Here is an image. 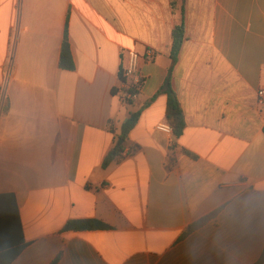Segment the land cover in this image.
Masks as SVG:
<instances>
[{"label":"crops","instance_id":"obj_1","mask_svg":"<svg viewBox=\"0 0 264 264\" xmlns=\"http://www.w3.org/2000/svg\"><path fill=\"white\" fill-rule=\"evenodd\" d=\"M67 23L74 70L59 65ZM183 23L173 87L186 128L169 137L157 93ZM129 51L138 73L124 83ZM0 86V194L15 195L26 245L11 264L258 262L264 0H0ZM89 219L110 228L64 229Z\"/></svg>","mask_w":264,"mask_h":264},{"label":"trees","instance_id":"obj_2","mask_svg":"<svg viewBox=\"0 0 264 264\" xmlns=\"http://www.w3.org/2000/svg\"><path fill=\"white\" fill-rule=\"evenodd\" d=\"M172 50L170 52V58L172 65L170 68L169 76L162 83L157 95L164 94L168 97V106L166 111L167 123H169L173 129V136L180 137L186 128L185 115L181 108V103L173 87V72L174 67L177 64L182 52L184 42L186 40V28L185 24L177 25L172 32ZM59 65L63 69L74 70L75 63L72 56L71 45L68 38V23L65 28L64 42L61 48ZM121 80L125 83L126 77L124 73L121 74ZM139 86L132 87L129 93H139ZM1 86H0V102H1ZM156 95V96H157ZM155 99V98H154ZM153 99V100H154ZM126 101L130 99L126 98ZM140 113H131L126 122L123 123L122 132L119 136V141L122 139L123 143L118 144L109 152L103 162V167H109V165L116 159L121 158L124 155L126 146L124 142L128 139L129 133L136 127L139 121ZM135 146H132V149ZM136 149V148H135ZM219 214V211L213 212L207 215L197 222L189 226L184 234L189 236L196 230L202 228L213 217ZM110 227L106 223L96 220H71L65 225L66 231H87L96 229H109ZM23 227L17 199L14 194H0V264H11L25 249ZM58 259L53 263L56 264ZM256 264H264V250Z\"/></svg>","mask_w":264,"mask_h":264},{"label":"built area","instance_id":"obj_3","mask_svg":"<svg viewBox=\"0 0 264 264\" xmlns=\"http://www.w3.org/2000/svg\"><path fill=\"white\" fill-rule=\"evenodd\" d=\"M128 54H129L128 55V64H127L126 68L123 71L124 76L126 78L132 77L135 74H137L138 73V65H139V56H138L137 52L136 51H129ZM128 97L130 99H134L135 97H137V94L136 93H129L128 94ZM259 97H260L259 98V104L262 107H264V90L263 89L259 91ZM156 128H157L158 131H161L162 134H164V135H167L169 137H172L173 136L174 129L166 121L159 122L157 124Z\"/></svg>","mask_w":264,"mask_h":264},{"label":"water","instance_id":"obj_4","mask_svg":"<svg viewBox=\"0 0 264 264\" xmlns=\"http://www.w3.org/2000/svg\"><path fill=\"white\" fill-rule=\"evenodd\" d=\"M123 143V140L121 139L120 141H119V144H122Z\"/></svg>","mask_w":264,"mask_h":264}]
</instances>
